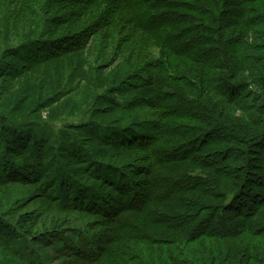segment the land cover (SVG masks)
<instances>
[{
	"label": "rangeland",
	"instance_id": "1",
	"mask_svg": "<svg viewBox=\"0 0 264 264\" xmlns=\"http://www.w3.org/2000/svg\"><path fill=\"white\" fill-rule=\"evenodd\" d=\"M64 1L0 0V225L12 228L19 237L0 235V264H87L104 243L118 244L93 264H264L262 234L175 243L162 227L154 245H137L119 242L117 225L99 212L88 211L101 205L100 198L76 186H88L116 200L125 197L93 173L111 181L105 167H117L135 183L145 180L142 173L153 168L150 154L127 146L148 128L156 130L163 117L151 106L147 83L138 78L147 76L140 66L148 55L140 57L139 66L131 65L135 54L117 53L106 30L95 31L98 26L77 45L68 44L67 51L38 61L43 54L37 53L34 43L83 32L81 26L66 22L45 25L56 17L62 19L64 9L70 7ZM90 19L87 15L84 22ZM39 22L44 26L39 28ZM121 26L114 33L122 31V38L137 35ZM34 57L38 60L31 61ZM232 112L242 120V114ZM122 134L128 139H114ZM89 157L101 169L93 167ZM126 243L138 249L123 258L120 253Z\"/></svg>",
	"mask_w": 264,
	"mask_h": 264
},
{
	"label": "trees",
	"instance_id": "2",
	"mask_svg": "<svg viewBox=\"0 0 264 264\" xmlns=\"http://www.w3.org/2000/svg\"><path fill=\"white\" fill-rule=\"evenodd\" d=\"M64 2L70 7L64 9L62 19L56 17L45 25H79L83 32L34 43L43 55L31 61L58 56L98 26L95 31L106 30L117 53L135 54L131 65L139 66L140 57L148 55L149 60L140 66L147 76L138 78L147 83L151 106L164 118L156 123V130L148 128L127 146L150 154L153 168L144 170L142 183L123 177L117 167H105L111 181L106 175L92 174L118 188L123 199L76 186L100 198L101 205L88 211L112 220L121 233L119 242L137 245H154L162 227L175 243L199 237L264 235V0ZM87 15L91 19L84 22ZM123 24L125 32L131 29L137 35L124 39L122 31L114 33ZM43 26L39 22V28ZM155 47L156 54L152 52ZM233 109L242 114V120L235 119ZM153 132H157L155 137ZM126 137L122 134L114 139ZM17 139L15 143L20 144ZM160 144L166 148L158 149ZM89 162L101 169L93 158ZM111 208L116 210L110 213ZM175 234L179 238L172 237ZM0 235L19 238L3 225ZM114 244L118 243L97 248L87 264L96 262ZM127 244L121 249L123 258L138 247Z\"/></svg>",
	"mask_w": 264,
	"mask_h": 264
}]
</instances>
